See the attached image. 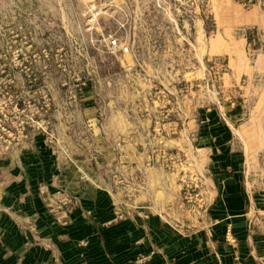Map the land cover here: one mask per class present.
<instances>
[{"label":"crops","instance_id":"crops-1","mask_svg":"<svg viewBox=\"0 0 264 264\" xmlns=\"http://www.w3.org/2000/svg\"><path fill=\"white\" fill-rule=\"evenodd\" d=\"M118 71L107 113L86 95L0 151V264H264V187L247 172L253 137L235 129L248 111L198 108L162 82L152 95L138 64ZM183 146L210 189L198 207L167 171Z\"/></svg>","mask_w":264,"mask_h":264},{"label":"rangeland","instance_id":"rangeland-1","mask_svg":"<svg viewBox=\"0 0 264 264\" xmlns=\"http://www.w3.org/2000/svg\"><path fill=\"white\" fill-rule=\"evenodd\" d=\"M111 39L131 53L113 52ZM121 62L198 108L243 106L250 115L235 129L253 137L247 172L264 187V0H0V151L21 147L52 111L69 119L80 110L74 96L107 113ZM174 157L167 171L180 170L186 202L198 207L195 195L210 189L196 179L197 156L183 146Z\"/></svg>","mask_w":264,"mask_h":264},{"label":"built area","instance_id":"built-area-1","mask_svg":"<svg viewBox=\"0 0 264 264\" xmlns=\"http://www.w3.org/2000/svg\"><path fill=\"white\" fill-rule=\"evenodd\" d=\"M108 47H109V49H111L113 52H117V51H119L120 53H122V54H130L131 52V50H130V47L129 46H123L122 44H121V42L119 41V40H116V39H111L109 42H108ZM139 69H140V73L142 74V79H143V81H144V83H147V85L148 86H150V84H151V80H148V79H146V78H144L143 76H145L144 74H143V72H145L146 70H144L143 69V67H141V66H139ZM145 81H147V82H145ZM36 82H37V80L36 79H34V83L36 84ZM34 83H29L30 85H35ZM152 83H154V82H152ZM160 84H161V81H160ZM157 86V84H155L154 83V86L153 87H151L149 90H150V94H151V90L153 89H155V87ZM161 87L163 88V85L161 84ZM164 89V88H163ZM156 90V89H155ZM165 90V89H164ZM164 94V93H163ZM164 95H167V94H164ZM168 95H172V93H169ZM73 99H74V102L75 103H80V101L83 99L81 96H74L73 97ZM88 125V127L87 128H91V124L90 123H87ZM50 202H51V200H50Z\"/></svg>","mask_w":264,"mask_h":264}]
</instances>
